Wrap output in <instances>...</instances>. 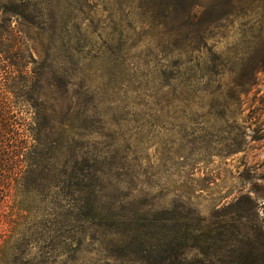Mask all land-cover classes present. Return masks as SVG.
Here are the masks:
<instances>
[{
	"label": "rangeland",
	"instance_id": "1",
	"mask_svg": "<svg viewBox=\"0 0 264 264\" xmlns=\"http://www.w3.org/2000/svg\"><path fill=\"white\" fill-rule=\"evenodd\" d=\"M0 50L48 164L46 188L15 185L0 210L32 256L264 263L242 197L262 205L264 0H0ZM92 203L145 225L123 236Z\"/></svg>",
	"mask_w": 264,
	"mask_h": 264
},
{
	"label": "trees",
	"instance_id": "2",
	"mask_svg": "<svg viewBox=\"0 0 264 264\" xmlns=\"http://www.w3.org/2000/svg\"><path fill=\"white\" fill-rule=\"evenodd\" d=\"M2 52L4 50H0V53ZM262 68L264 70V67ZM10 79L12 78L0 79V210L6 205L9 206L11 191L15 185L23 184V189L27 191L28 187L30 189L35 187L38 190L43 187V190L46 188V180L48 179L47 161L42 157L34 159V153L42 155L41 125L36 126V113L31 111V108H34L36 104V100L30 102L26 98H20L14 92L12 87L14 84L10 82ZM33 123L35 126H33ZM74 179L73 188L68 192V195L77 210V177L74 176ZM262 179H264V176L259 178V180ZM257 186L259 189L255 191V194L258 196L257 198L262 199V205H258L256 199H252L248 195L242 197L250 203L251 208L254 210V216H256L258 237L255 241L256 255L254 260L256 263H260L264 262V183L262 185L257 184ZM92 196L97 198L95 191L92 192ZM97 205L92 203L90 207L94 216H97L104 223L109 222L115 227L114 232L123 236L126 235V224H134L137 227L145 225V216L141 215L136 220L134 216L124 214L123 210L125 208L122 205L119 208L110 205L106 210ZM259 210H262L260 212L263 215H259ZM5 217L6 215L0 212V264H54L56 258L64 254L62 250L60 252L56 250L57 246H55L53 257L32 256L30 239L24 233L16 234L14 226L10 227V225L5 230L1 228ZM10 222L14 223V220L12 215L8 214L7 223ZM119 228L120 230H118ZM16 235L19 236L16 241L21 240L20 243L14 241ZM68 261L75 260L72 258Z\"/></svg>",
	"mask_w": 264,
	"mask_h": 264
}]
</instances>
